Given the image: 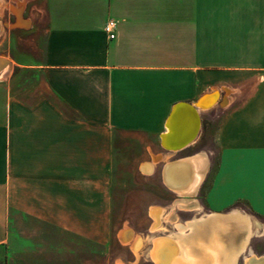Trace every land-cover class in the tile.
Segmentation results:
<instances>
[{
	"label": "crops",
	"instance_id": "obj_1",
	"mask_svg": "<svg viewBox=\"0 0 264 264\" xmlns=\"http://www.w3.org/2000/svg\"><path fill=\"white\" fill-rule=\"evenodd\" d=\"M1 58L0 264L96 246L117 134L148 137L143 168L211 151L216 168H264V0H0ZM188 108L200 133L169 155Z\"/></svg>",
	"mask_w": 264,
	"mask_h": 264
},
{
	"label": "rangeland",
	"instance_id": "obj_2",
	"mask_svg": "<svg viewBox=\"0 0 264 264\" xmlns=\"http://www.w3.org/2000/svg\"><path fill=\"white\" fill-rule=\"evenodd\" d=\"M147 143L144 135L115 136L111 204L109 213L98 214L97 244L67 250L65 264H152V260L157 264L151 253L159 239L186 233L201 242L198 233L205 227L210 232L204 234L207 241L221 220L225 230L218 238L226 253L234 255L232 264H246L251 256L264 255V168H216L218 158L214 151L208 152L202 156L208 167L196 192L181 198L162 178V165L175 161L172 156L159 159L157 168H143L144 160L150 158ZM157 208L164 211L161 219L152 214ZM232 219L246 223L248 229L237 232L239 226ZM36 226L27 223V227ZM231 229L238 234L235 244ZM128 233L131 239L126 240Z\"/></svg>",
	"mask_w": 264,
	"mask_h": 264
},
{
	"label": "bare ground",
	"instance_id": "obj_3",
	"mask_svg": "<svg viewBox=\"0 0 264 264\" xmlns=\"http://www.w3.org/2000/svg\"><path fill=\"white\" fill-rule=\"evenodd\" d=\"M8 66L9 61L5 58H1L0 73L6 70ZM217 98V96H214L208 100H203L200 105L201 109L212 108L215 105ZM185 112L186 117H182L180 119H176L175 117L171 118L166 127L167 130L162 136L161 142L167 149L172 151L169 155H175V153H178L179 151L194 144L200 133L201 118L199 117L198 112L189 108L184 111V114ZM181 165H185L187 173L183 171ZM207 167L208 160L202 156H198L193 159H179L171 162L166 161L163 166L162 178L168 189L176 193L181 198H187L191 197L196 192L198 185L204 177ZM149 169L151 170V168H145V170ZM178 181L181 184L177 183V185H173ZM152 214L156 216L154 218L159 219L158 217H160L161 219L164 211L162 209H155ZM232 220L239 226L237 227V232L238 228L239 231L240 229H248L246 223L241 222L240 220L237 222L236 219ZM222 222L223 221L221 220L215 223L216 225L218 224V226L220 225V227L219 229H216V227L212 229V233L210 235L211 238H207V241L206 237H204L206 234L204 235V233L202 234L201 232V234L198 233L199 240H201V242H197L190 234L187 235L186 233L177 238L162 237L155 243L151 256L157 264H232L234 261V255L226 253V246L224 247L218 238V236L220 237L221 235V230L224 229L221 225ZM204 229L205 227L202 228V230ZM197 230L199 229H196V231ZM231 235V242L235 244L236 236L238 234L233 232ZM127 238L131 239V236L128 234L125 239L128 240ZM263 258L264 255L260 257L253 255L247 260L246 264H264V261H261Z\"/></svg>",
	"mask_w": 264,
	"mask_h": 264
},
{
	"label": "built area",
	"instance_id": "obj_4",
	"mask_svg": "<svg viewBox=\"0 0 264 264\" xmlns=\"http://www.w3.org/2000/svg\"><path fill=\"white\" fill-rule=\"evenodd\" d=\"M116 27L117 22L110 21L105 26V33L107 34L109 40H114L116 38Z\"/></svg>",
	"mask_w": 264,
	"mask_h": 264
},
{
	"label": "water",
	"instance_id": "obj_5",
	"mask_svg": "<svg viewBox=\"0 0 264 264\" xmlns=\"http://www.w3.org/2000/svg\"><path fill=\"white\" fill-rule=\"evenodd\" d=\"M261 261H264V258Z\"/></svg>",
	"mask_w": 264,
	"mask_h": 264
}]
</instances>
